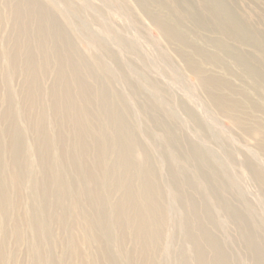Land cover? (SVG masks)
Segmentation results:
<instances>
[{
  "label": "rangeland",
  "instance_id": "374dc122",
  "mask_svg": "<svg viewBox=\"0 0 264 264\" xmlns=\"http://www.w3.org/2000/svg\"><path fill=\"white\" fill-rule=\"evenodd\" d=\"M0 264H264V0H0Z\"/></svg>",
  "mask_w": 264,
  "mask_h": 264
}]
</instances>
